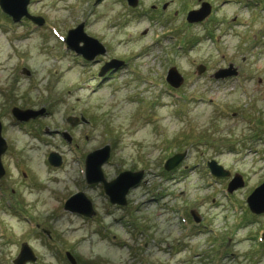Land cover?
I'll return each instance as SVG.
<instances>
[{"label": "rangeland", "instance_id": "rangeland-1", "mask_svg": "<svg viewBox=\"0 0 264 264\" xmlns=\"http://www.w3.org/2000/svg\"><path fill=\"white\" fill-rule=\"evenodd\" d=\"M202 1L209 13L187 21ZM26 11L43 24L0 11V264L22 243L35 257L23 264H264V212L245 201L264 180V0H28ZM80 22L104 47L90 61L62 41ZM219 68L234 72L215 79ZM13 106L42 113L17 122ZM105 145L106 181L142 172L124 204L84 178L85 156ZM233 174L242 185L229 192ZM76 192L89 217L63 209Z\"/></svg>", "mask_w": 264, "mask_h": 264}, {"label": "water", "instance_id": "water-1", "mask_svg": "<svg viewBox=\"0 0 264 264\" xmlns=\"http://www.w3.org/2000/svg\"><path fill=\"white\" fill-rule=\"evenodd\" d=\"M127 5L134 7L137 0H125ZM198 1V0H197ZM28 0H0V10L1 12L8 15L12 21H19L21 17H25L31 20L36 25H41L43 19L39 16H33L27 13L26 5ZM210 11V7L207 2L202 1L200 3V8L189 10L186 14L185 19L187 21L197 22L201 21ZM83 23H78L74 28L67 30L64 37V42L66 48L73 50L75 53L80 54L83 59L91 60L96 55L104 53L103 45L98 42L95 38L86 35L82 30ZM81 43V44H79ZM121 61L111 59L104 62L100 68V72L103 73L109 69H112ZM231 64L227 67L230 68ZM203 69L202 65L196 66V72L199 73ZM232 69V68H231ZM228 68L217 69L212 77L217 79L224 76L232 75L233 70ZM24 72L27 73L26 69ZM165 80L172 86H176L181 82V77L175 71L174 67H170L167 70ZM11 115L15 118L17 122H23L30 118L42 113V110L34 109H20L18 107H11ZM76 118L67 117L66 121L70 124L76 123ZM82 121L84 119L81 117ZM62 136L66 141H69V137L62 133ZM6 148V143L0 134V156ZM108 146H103L95 149L93 152L88 153L84 159V175L85 181L87 183L101 182L103 191L107 195L110 203L124 204V194L128 188L133 187L141 178V171H121L113 179L106 181L100 170V165L107 159ZM183 156V153H174L173 155L166 158L163 163V168L165 170L171 169L175 166ZM47 162L51 165H58L59 159L56 153L49 152L47 155ZM206 167L215 176L228 175L226 170H223L214 160H209L206 162ZM4 169L0 160V176L3 174ZM242 185V180L239 175L233 174L232 178L226 186L227 191H232L234 188L240 187ZM246 204L248 209L252 213L264 212V180L252 189V191L247 195ZM63 209L70 212L78 213L82 216L88 217L93 214V210L90 206V201L81 193L76 192L67 198L63 203ZM264 238V232L262 233ZM67 258L73 262V258L69 253L66 252ZM34 255L32 254L30 248L22 243L19 248V252L15 259H13V264H23L25 261H34Z\"/></svg>", "mask_w": 264, "mask_h": 264}]
</instances>
